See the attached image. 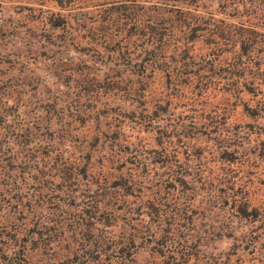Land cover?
I'll return each mask as SVG.
<instances>
[{
    "label": "trees",
    "instance_id": "1",
    "mask_svg": "<svg viewBox=\"0 0 264 264\" xmlns=\"http://www.w3.org/2000/svg\"><path fill=\"white\" fill-rule=\"evenodd\" d=\"M229 1L56 0L36 28L28 18L0 17V264H205L184 238L173 252L169 228L143 225L150 214L163 222L159 204L169 186L195 193L192 212L220 205L209 168L205 186H188L184 166L194 148L168 146L184 132L167 114L179 93L235 101L249 95L252 104L243 101L240 113L256 119L264 111V55L248 64L250 50L263 43L264 53V27L228 19ZM70 47L85 59L63 60ZM39 58L49 76L63 79L59 91L68 101L60 107L53 90L46 95L51 89L32 98L29 86L36 90L44 74L24 66ZM111 92L115 105L96 106ZM214 141L193 154L232 156ZM136 199L154 213L141 212ZM242 205L237 212L247 216ZM154 233L143 262L141 246Z\"/></svg>",
    "mask_w": 264,
    "mask_h": 264
},
{
    "label": "rangeland",
    "instance_id": "2",
    "mask_svg": "<svg viewBox=\"0 0 264 264\" xmlns=\"http://www.w3.org/2000/svg\"><path fill=\"white\" fill-rule=\"evenodd\" d=\"M55 2L56 0H0V6L4 7L0 12V17H11L15 20L28 18L33 21L36 28L41 22V19L38 18L40 13L44 12L45 14L48 11L56 10L52 7ZM228 6L229 8H224V12L228 14V19L241 21L246 17L248 20L257 21L264 27V0H231ZM261 30L264 32V29ZM261 46L257 52L250 50L248 64H251L250 59L252 57H263L264 53L261 51L263 43ZM8 48L12 51L17 50L15 45H9ZM0 51L4 52L5 50L0 49ZM62 52L64 54L63 60L67 59L73 63L81 62L86 57L71 47L68 51ZM29 62H32V59ZM34 62L35 64L29 63L24 66V69L32 73L39 70L44 75L41 82L34 80V84H37L36 90L32 91L31 89V87L35 88L34 85L29 86L34 95L32 98L34 100L35 98H43L44 96L38 92L51 89L46 92V95L53 90L56 107L62 106L63 101L65 104V101H68L65 100L67 96L59 91L63 83L62 77L49 76L43 68L45 61L41 58ZM219 85L220 83H218L217 88ZM69 90L71 91L70 88ZM223 90L227 91L226 93H231L230 87H224ZM179 94L180 96L170 103L167 114H170L171 124L183 125L184 132L175 133L176 135L170 139L168 146L175 150L178 144L182 145L181 151L184 147L190 146L194 148V151L197 147H210L211 141L215 139L214 143L219 151L227 149L226 151L232 152L230 158L212 152L211 157L202 159L197 158L192 151L187 155V162L184 166L186 168L184 176L188 186L194 188L205 186L202 184L203 177L201 176H203L204 168L211 170L210 178H213V185H216L220 195V205L214 213L207 212L205 209H197L192 212V209L197 206L198 200L196 199L190 207L188 200L191 198V194L195 193H192L187 187L185 192L178 193L177 190L172 189V186H169L170 193L165 191L166 193H164L159 204L158 213L163 222H159L156 216L150 214L148 222L143 226H151L154 231L163 227L169 228L166 245L173 248V252H176L175 244L179 238H184L187 245L192 246L191 248L194 250L192 256L195 255L205 264H219L221 262V264H264V111L262 110L256 119L248 115L246 111H242L244 116L240 113V110H243V101H247L249 105L252 104L249 95L246 99L235 101L233 96L229 100L218 96L216 100L191 96L182 92ZM46 97L50 98V96ZM81 100V104L90 103L91 107L96 105L90 99L81 98ZM117 100V95H113L111 92L106 96L102 95L97 100L96 106H99L100 103L115 105ZM235 103L238 104L237 112H234ZM239 113V119H237L239 122H237L236 116ZM159 122L163 123L164 120ZM104 126L103 123H100L99 130L101 131ZM122 138H120L121 142L118 141V143L123 142ZM137 143L136 146L141 145H137ZM153 144L151 141L150 145ZM183 156L185 153L178 160L183 162ZM180 161L177 163L180 164ZM158 174L159 177L166 178L165 173ZM243 202L248 204L247 216H240L237 212L238 207L243 206ZM136 204H139L137 208L141 212L154 213L148 205L146 206L148 202L136 199ZM170 227H175L174 231ZM48 233L47 239L52 238L50 236L52 232ZM156 235L157 233H154L148 239V243L144 244L151 245L141 246L139 258L143 262H149L152 242L155 243L156 240L153 238ZM194 245L195 249H193Z\"/></svg>",
    "mask_w": 264,
    "mask_h": 264
}]
</instances>
